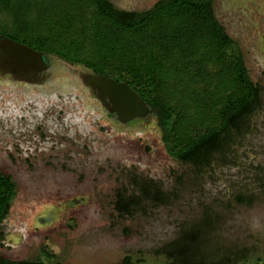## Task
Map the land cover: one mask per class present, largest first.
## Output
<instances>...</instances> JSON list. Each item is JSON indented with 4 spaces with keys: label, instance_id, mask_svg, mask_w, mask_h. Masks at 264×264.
I'll list each match as a JSON object with an SVG mask.
<instances>
[{
    "label": "rangeland",
    "instance_id": "374dc122",
    "mask_svg": "<svg viewBox=\"0 0 264 264\" xmlns=\"http://www.w3.org/2000/svg\"><path fill=\"white\" fill-rule=\"evenodd\" d=\"M112 1L129 10L156 2ZM215 11L261 85L263 104L236 147L237 161L198 174L168 154L144 105L143 117L121 123L102 113L82 80L88 69L53 58L44 82L0 72V168L18 186L0 227V257L38 259L48 243L65 262L106 264L131 255L137 264H163L167 257L159 248L208 211L217 219L209 259L264 264V0H215ZM129 174L178 196L120 217L116 190Z\"/></svg>",
    "mask_w": 264,
    "mask_h": 264
},
{
    "label": "trees",
    "instance_id": "16d2710c",
    "mask_svg": "<svg viewBox=\"0 0 264 264\" xmlns=\"http://www.w3.org/2000/svg\"><path fill=\"white\" fill-rule=\"evenodd\" d=\"M213 1L157 0L129 11L111 0H0V37L30 46L44 60L61 59L127 84L155 118L168 154L198 174L237 159L236 147L263 104L262 87ZM129 176L116 190L120 217L147 213L178 196L153 179ZM17 191L13 176L0 168V227ZM216 220L205 211L200 221L183 226L159 248L167 257L163 264H236V256L209 259L206 246ZM41 250L38 259L2 256L0 264H91L65 262L48 243ZM106 264L137 260L126 255Z\"/></svg>",
    "mask_w": 264,
    "mask_h": 264
},
{
    "label": "water",
    "instance_id": "95a60500",
    "mask_svg": "<svg viewBox=\"0 0 264 264\" xmlns=\"http://www.w3.org/2000/svg\"><path fill=\"white\" fill-rule=\"evenodd\" d=\"M0 48L6 54L7 60L17 66L37 70L45 67L41 54L22 42L0 37ZM97 83L104 94H108L115 104L121 106L118 114L121 121L131 118L139 110L138 101L140 100L127 84L105 78L98 79Z\"/></svg>",
    "mask_w": 264,
    "mask_h": 264
},
{
    "label": "flooded vegetation",
    "instance_id": "af4514ba",
    "mask_svg": "<svg viewBox=\"0 0 264 264\" xmlns=\"http://www.w3.org/2000/svg\"><path fill=\"white\" fill-rule=\"evenodd\" d=\"M112 2L114 3V1H112ZM213 2H214V9H215V0ZM116 6L119 9L129 10V9L123 8L120 5H116ZM129 11H134V10L130 9ZM215 14H216V11H215ZM217 18H218V16H217ZM1 38H5V37H1ZM41 57H42L43 63L45 64V67L42 70H37V69H32V68L26 69L24 67L17 66L15 63H10V61L7 60V56L4 53L3 49L0 48V72H1V74H2V72L3 73L7 72V74H9V75H12V76L19 78V79L29 80V81H31V83L34 81L33 79L40 81V82H44L43 81L44 77H47L48 74H51V70L53 69V62H52V59L50 61H48V60H44L42 55H41ZM62 62L66 63V65L74 67V68L82 67V66H78V65L68 63V62L63 61V60H62ZM82 68H84V67H82ZM77 72H79V71H77ZM77 76H79V75L77 74ZM82 76H83L82 80H83L84 84L86 85L88 90L91 92V94H90L91 98L92 99L96 98V101L102 107V109H103L102 113H105L108 118L115 120V122L116 121L120 122L118 114L121 110V106L118 104H115L111 100L110 96L108 94H104L102 92V90L100 89V86L98 85L97 81H98V79H102V77H98L95 74H93L92 72L83 74ZM74 82H75V79H74ZM92 102H93V100H92ZM138 105H139V110L136 111V113L130 118V120L133 117L134 118L135 117H137V118L143 117L140 115V108L143 107V104L140 101H138Z\"/></svg>",
    "mask_w": 264,
    "mask_h": 264
}]
</instances>
